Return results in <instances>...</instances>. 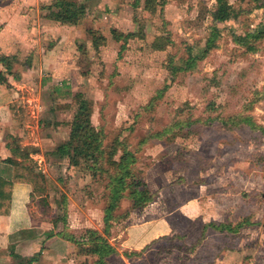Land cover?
<instances>
[{
	"label": "rangeland",
	"instance_id": "obj_1",
	"mask_svg": "<svg viewBox=\"0 0 264 264\" xmlns=\"http://www.w3.org/2000/svg\"><path fill=\"white\" fill-rule=\"evenodd\" d=\"M57 1L77 5V25L49 18ZM228 2L236 16L217 24V47L194 70L172 74L189 47H206L217 0H167L156 11L143 0H0V45L17 56L18 75L0 88V167L14 188L0 264L40 249L34 264L96 260L57 234L103 233L107 179L96 163L113 168L112 159L73 166L50 154L82 117L103 129L107 156L119 147L118 160L121 142L136 151L154 193L142 208L121 202L107 264H264V36L249 38L255 52L239 44L264 34V0ZM113 29L135 36L117 40ZM93 34L105 37L97 48ZM238 116L255 127L229 120ZM14 141L28 156L4 166ZM211 222L238 230L205 227Z\"/></svg>",
	"mask_w": 264,
	"mask_h": 264
},
{
	"label": "trees",
	"instance_id": "obj_2",
	"mask_svg": "<svg viewBox=\"0 0 264 264\" xmlns=\"http://www.w3.org/2000/svg\"><path fill=\"white\" fill-rule=\"evenodd\" d=\"M257 1V0H256ZM142 0H134V7H139ZM144 9L149 11H156L159 7L162 8L167 0H143ZM57 10H54L49 17L51 20L58 21L66 25H77L80 20L79 8L73 2L57 1L54 5ZM264 7V5H260ZM232 5L228 0H217V6L212 11V25L210 26V32L207 37L206 47L199 51L198 54L193 53L192 48H188V55L182 61V65L179 67H173L170 65L172 74L176 72H189L196 68L199 60L207 57L210 52L217 47V42L221 37V31L217 24L227 21L235 17ZM1 29V27H0ZM113 36L117 40H127L130 37L135 36V33L123 34L116 29L112 30ZM264 36L263 33L258 31L248 34L246 37L239 39V44L245 46L249 52H255L256 48L248 43L249 38L260 39ZM105 37L92 35V44L95 48L104 43ZM17 62L16 55H6L0 52V84L8 83V75L17 78V73L13 72V66ZM235 119H229L233 123L248 122L247 117L240 116ZM228 120L222 119V124L227 123ZM252 128L255 126H251ZM257 127V126H256ZM264 133V127H257ZM15 142V141H14ZM105 133L103 129L96 128L88 117H82L79 120H75L71 124V132L69 140L58 146L50 154H59L67 156L70 163L73 166H78L82 162H90L95 159L97 155H101L105 163H108L112 159L111 164L113 168L103 167L101 163H96V170L102 173L107 179V204L104 209V228L103 233L95 230L88 229L86 234L80 239H76L72 234L63 231H59L57 234L68 242L81 246L85 254L95 256L96 260L93 264H107L108 259L117 254L116 248L111 245L106 236L110 234L112 223L120 216L117 214L121 202L127 198L131 201L132 208H142L154 200V193L149 189L148 184L139 177L136 165L138 163V156L136 151L131 150L128 146L123 145L122 153L118 160L114 159L116 152L120 149L115 146L113 151L107 156L104 149ZM10 151L12 156L4 159L2 162L4 166H16L19 161L14 155H21V157H27L28 154L21 149L19 144L15 142L14 145H10ZM106 156V157H105ZM110 163V162H109ZM7 168L0 167V215L10 216L13 204V179L7 175ZM44 205L48 206V203L43 201ZM58 219H55L56 224ZM250 224V222H247ZM205 227H212L219 231L235 232L238 230L226 223L211 222ZM17 264H34L39 261L41 251L30 257H24L17 253H11Z\"/></svg>",
	"mask_w": 264,
	"mask_h": 264
},
{
	"label": "crops",
	"instance_id": "obj_3",
	"mask_svg": "<svg viewBox=\"0 0 264 264\" xmlns=\"http://www.w3.org/2000/svg\"><path fill=\"white\" fill-rule=\"evenodd\" d=\"M1 30H3V28H1ZM0 52L1 53H4V54H6V55H10V53H8L7 51H6V49H5V47H3V46H1L0 45ZM3 87V84H0V88H2ZM5 149V148H4ZM6 150V149H5ZM5 153V152H4ZM12 155H8V157H11ZM7 157V155H5L4 157H2V160H4V159H6V158H8ZM13 206H14V188H13V204H12V211H11V215L10 216H3V215H0V221H2V220H6L7 218H11V216H12V212H13ZM8 231V230H7ZM1 232H3V231H0V233ZM9 232V231H8ZM9 233H7V235H8ZM62 238V237H61ZM63 240H65V239H63ZM67 241V240H66ZM70 243V242H69ZM41 251V254H42V249H40L39 251H37L36 253H38V252H40ZM36 253H34V254H36ZM17 254H19V253H17ZM33 254V255H34ZM21 255V254H20ZM33 255H30V256H33ZM22 256H24V257H30V256H26V255H23L22 254Z\"/></svg>",
	"mask_w": 264,
	"mask_h": 264
}]
</instances>
